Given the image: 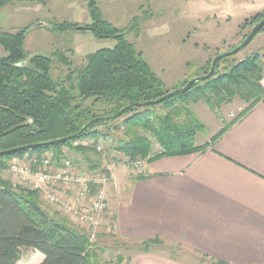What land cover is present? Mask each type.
<instances>
[{
  "label": "trees",
  "instance_id": "obj_1",
  "mask_svg": "<svg viewBox=\"0 0 264 264\" xmlns=\"http://www.w3.org/2000/svg\"><path fill=\"white\" fill-rule=\"evenodd\" d=\"M12 1L0 0V9ZM89 10L93 22L88 27L68 22L51 26L57 31L90 29L96 37L116 40L113 48L90 53L87 63L80 68H73L66 51H56L54 58L28 54L24 49L27 28L17 32L0 28V47L6 53L0 55V153L32 146L1 153L0 166L5 167L14 157L46 152L54 153L58 165L63 158V147H72L79 140H98L103 136L100 126L122 117H125L121 125L125 138L120 140L116 150L128 158H143L149 162L187 155L208 148L242 116L264 102V89L259 83L264 58L254 54L230 65L224 72L220 71V64L227 58L222 59L211 78L196 82L189 91L169 97L158 105L134 106L158 99L169 91L135 44L127 39L133 26L123 30L106 20L96 0L89 3ZM260 16L258 23L264 18L261 14L251 21ZM263 30L264 27L260 31ZM57 62L67 67L64 75L53 73ZM235 97L249 102L250 106L210 142L198 145L196 137L203 125L188 104L203 99L213 106V103H226ZM129 105L132 107L121 116L93 124L73 140L48 143L76 134L94 118L114 115ZM155 142L159 146L157 151ZM76 150L90 161V152L96 151L93 144L79 146ZM91 188L93 190L95 185ZM140 242L138 253H149L164 240L155 238ZM24 248L42 253L41 264H104L99 249L91 246L89 235L59 211L45 208L40 192L13 187L0 178V264H17ZM170 255L178 259V255ZM208 260L210 264H225L210 258H203L202 263Z\"/></svg>",
  "mask_w": 264,
  "mask_h": 264
},
{
  "label": "rangeland",
  "instance_id": "obj_2",
  "mask_svg": "<svg viewBox=\"0 0 264 264\" xmlns=\"http://www.w3.org/2000/svg\"><path fill=\"white\" fill-rule=\"evenodd\" d=\"M91 1L14 0L0 9V28L10 32L27 28L24 49L28 54H42L54 58L56 51H66L73 68H80L87 63L90 53L102 48H113L116 40L96 37L90 29L57 31L51 29V26L68 22L88 27L93 22L89 10ZM96 3L104 18L119 29L127 30L133 26L127 39L135 44L153 71L161 77L167 91L183 88L186 81L204 75L210 70L217 54L230 51L244 41L245 36L261 18L260 16L254 22L251 21L256 15L264 16L262 0H96ZM5 54L0 47V55ZM254 54L264 58V30L259 31L251 43L239 53L226 57L220 64V71L224 72L230 65ZM66 72L67 67L57 62L53 73L58 76ZM213 104L210 106L203 99L188 104L203 125L197 133L198 145L205 144L250 106L249 102L238 97L226 103ZM124 118L99 127L103 136L98 140L90 139L91 145L96 149L95 152H90L91 161L86 160L76 150L79 146L74 143L72 147L65 146V157L71 159L80 170L105 176L108 180L105 221L107 224L113 222L116 230L109 231L107 225L103 224L94 242L104 264H131V259L139 254L137 250L142 245L140 240H123L117 235V224L114 222L111 207L120 198L118 176H125V167L131 175L140 174L138 168L133 169L129 165V158L116 150L120 140L125 138L121 126ZM115 126L121 127L116 129ZM98 145L102 147L101 150L97 149ZM154 145L157 151L159 146L156 142ZM47 153L50 152L44 154ZM16 158L21 156L13 159ZM112 173L119 179L118 182L112 180ZM0 178L12 185V177L8 171H2ZM94 185L93 191L99 187L97 183ZM19 188L29 189L27 186ZM65 191L67 196L75 193L72 189ZM88 203L89 199L85 200V205ZM43 205L49 210L59 211L75 227L89 235L88 227L75 214H67L60 206L48 204L44 199ZM154 248L166 254L173 253L187 261L191 260L187 256H193L187 249L168 241L153 246ZM42 258L41 253L35 249L24 248L22 258L17 264H41ZM204 264H210V261H205Z\"/></svg>",
  "mask_w": 264,
  "mask_h": 264
},
{
  "label": "crops",
  "instance_id": "obj_3",
  "mask_svg": "<svg viewBox=\"0 0 264 264\" xmlns=\"http://www.w3.org/2000/svg\"><path fill=\"white\" fill-rule=\"evenodd\" d=\"M125 168L111 204L117 235L160 238L193 254L187 261L155 250L131 264H264V102L202 151L146 162L136 175Z\"/></svg>",
  "mask_w": 264,
  "mask_h": 264
},
{
  "label": "built area",
  "instance_id": "obj_4",
  "mask_svg": "<svg viewBox=\"0 0 264 264\" xmlns=\"http://www.w3.org/2000/svg\"><path fill=\"white\" fill-rule=\"evenodd\" d=\"M259 83L264 89V70ZM76 146H90V139L74 142ZM101 150L100 145L97 146ZM67 148L63 147L64 157L60 164L55 163L53 152L36 155L25 154L21 158L11 159L5 167L0 166V173L8 171L12 177V186H27L30 190L41 193L48 204L58 205L67 214H75L84 226L89 229L91 246L97 240V233L103 224L109 231H115L116 225L106 223L105 212L107 209L106 184L107 177L92 172H84L68 157H65ZM133 169L140 172L146 162L143 158L128 159ZM98 184L93 191L92 184ZM74 190V194L67 196L65 190ZM89 203L85 205V200ZM81 202H84L82 204Z\"/></svg>",
  "mask_w": 264,
  "mask_h": 264
},
{
  "label": "water",
  "instance_id": "obj_5",
  "mask_svg": "<svg viewBox=\"0 0 264 264\" xmlns=\"http://www.w3.org/2000/svg\"><path fill=\"white\" fill-rule=\"evenodd\" d=\"M263 27H264V18L262 20H260L253 27V29L249 32V34L246 36V38L244 39V41L241 44H239L238 46H236L234 49H232L230 51L217 54L215 56V58L213 59V61H212L211 69H210V71L208 73H205L202 76H197V77L189 80L183 88L174 89L172 91L167 92L165 95H163L162 97H160L158 99L146 101V102H143V103H136V104H134V106H136V107H148V106L158 105V104L162 103L164 100L168 99L169 97H172V96H174L176 94H179V93H185V92L189 91L196 82L205 81V80L211 78L217 72V65L219 64V62L222 59H224L226 57H229V56H233V55L239 53L244 48H246L251 43V41L256 36V34ZM131 107H132V105L126 106L125 108H123L122 110H120L119 112H117L116 114L111 115V116H99V117H96L93 120H91L88 124H86L76 134H73V135L65 137V138L53 140V141L48 142V143L49 144H54V143H60V142L73 140V139L79 137L80 135H82L84 132H86L93 124H95L97 122H100V121L107 122L109 120L115 119V118L121 116L122 114H124ZM29 148H32V146L17 147V148H13V149L7 150L5 152H1V153H12V152L26 150V149H29Z\"/></svg>",
  "mask_w": 264,
  "mask_h": 264
}]
</instances>
